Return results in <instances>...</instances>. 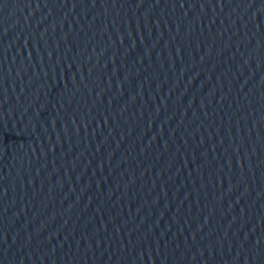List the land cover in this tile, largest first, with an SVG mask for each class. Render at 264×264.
Returning <instances> with one entry per match:
<instances>
[{"label":"water","instance_id":"water-1","mask_svg":"<svg viewBox=\"0 0 264 264\" xmlns=\"http://www.w3.org/2000/svg\"><path fill=\"white\" fill-rule=\"evenodd\" d=\"M264 205V0H0V264H213Z\"/></svg>","mask_w":264,"mask_h":264}]
</instances>
